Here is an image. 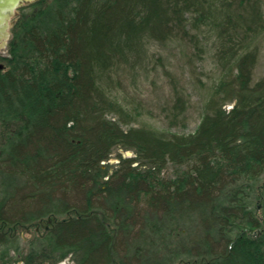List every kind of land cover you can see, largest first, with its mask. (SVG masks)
Listing matches in <instances>:
<instances>
[{
    "label": "trees",
    "instance_id": "1",
    "mask_svg": "<svg viewBox=\"0 0 264 264\" xmlns=\"http://www.w3.org/2000/svg\"><path fill=\"white\" fill-rule=\"evenodd\" d=\"M25 10L0 72V124L22 123L0 173L27 182L0 203V224L57 220L44 238L57 262L264 264V0H41ZM206 34L221 77L197 131L125 128L134 117L116 96L119 70L143 66L152 42L198 49ZM117 148L137 157L120 154L111 171ZM169 165L183 174L151 185Z\"/></svg>",
    "mask_w": 264,
    "mask_h": 264
},
{
    "label": "rangeland",
    "instance_id": "2",
    "mask_svg": "<svg viewBox=\"0 0 264 264\" xmlns=\"http://www.w3.org/2000/svg\"><path fill=\"white\" fill-rule=\"evenodd\" d=\"M25 12L29 13L22 7L13 17L12 36L15 26ZM211 36L213 35L202 36V43L198 49L180 42L166 46L152 42L147 47L148 57L143 66L131 72L119 70L115 76L118 88L116 96L134 117L129 125H124L125 128L145 127L180 135L193 134L197 131L213 88L221 77V71L214 58ZM258 48L256 80L264 76V36L258 40ZM9 56V46L0 50V65L6 64L5 60ZM178 95L185 103L183 114L174 108ZM231 107L232 104L228 108ZM21 126L20 122L10 126L0 124V159L5 142L15 136ZM120 154L125 159L137 157L132 150L117 148L105 167L111 168V171L116 169L120 163ZM136 165L140 166L139 163ZM143 170H149L148 165L144 164ZM183 170L184 168L169 165L149 180L151 185L154 184L153 181L157 183L175 181L183 174ZM26 182L27 180L21 176L7 177L6 174L0 173V203L6 194L13 192L16 187L23 188ZM56 221L52 222L50 218H46L30 225L0 224V257L3 252L7 253L6 261L0 260V264H76L71 256L57 262V258L50 254L49 245L44 238ZM198 228L197 223L192 222L191 226L185 228L186 234L199 235ZM3 238L5 241L1 242ZM256 257L264 261V246L256 250Z\"/></svg>",
    "mask_w": 264,
    "mask_h": 264
},
{
    "label": "water",
    "instance_id": "3",
    "mask_svg": "<svg viewBox=\"0 0 264 264\" xmlns=\"http://www.w3.org/2000/svg\"><path fill=\"white\" fill-rule=\"evenodd\" d=\"M36 0H0V50L7 48L12 37L13 17L19 8L24 4L35 2ZM4 70V65H0V72Z\"/></svg>",
    "mask_w": 264,
    "mask_h": 264
},
{
    "label": "flooded vegetation",
    "instance_id": "4",
    "mask_svg": "<svg viewBox=\"0 0 264 264\" xmlns=\"http://www.w3.org/2000/svg\"><path fill=\"white\" fill-rule=\"evenodd\" d=\"M39 1H41V0H36L35 2H32V3H26V4H24L22 7H27V6H30V5H33V4H35V3H37V2H39ZM21 7V8H22ZM20 9V8H19Z\"/></svg>",
    "mask_w": 264,
    "mask_h": 264
}]
</instances>
